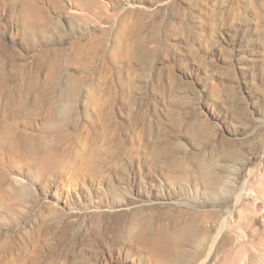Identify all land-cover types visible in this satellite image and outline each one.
Masks as SVG:
<instances>
[{
  "label": "rangeland",
  "instance_id": "rangeland-1",
  "mask_svg": "<svg viewBox=\"0 0 264 264\" xmlns=\"http://www.w3.org/2000/svg\"><path fill=\"white\" fill-rule=\"evenodd\" d=\"M0 264H264V0H0Z\"/></svg>",
  "mask_w": 264,
  "mask_h": 264
},
{
  "label": "bare ground",
  "instance_id": "bare-ground-1",
  "mask_svg": "<svg viewBox=\"0 0 264 264\" xmlns=\"http://www.w3.org/2000/svg\"><path fill=\"white\" fill-rule=\"evenodd\" d=\"M69 8L73 12L78 11V8L75 5V3H72V2L69 3ZM139 233L140 231L136 235H139ZM169 241L173 242L175 247H178L182 243V236L177 234V235H173L170 237H157L153 239V241L151 242V245L148 246V251L151 257L152 258L155 257L156 259H160L161 257H163V255L167 253V250L169 248L167 247V243Z\"/></svg>",
  "mask_w": 264,
  "mask_h": 264
}]
</instances>
